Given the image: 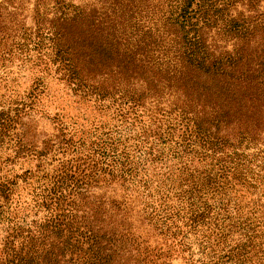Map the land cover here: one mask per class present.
Returning <instances> with one entry per match:
<instances>
[{"label": "trees", "instance_id": "16d2710c", "mask_svg": "<svg viewBox=\"0 0 264 264\" xmlns=\"http://www.w3.org/2000/svg\"><path fill=\"white\" fill-rule=\"evenodd\" d=\"M0 51L120 122L57 113L38 144L40 80L0 110V149L37 163L0 170V264H264V0H2Z\"/></svg>", "mask_w": 264, "mask_h": 264}, {"label": "rangeland", "instance_id": "374dc122", "mask_svg": "<svg viewBox=\"0 0 264 264\" xmlns=\"http://www.w3.org/2000/svg\"><path fill=\"white\" fill-rule=\"evenodd\" d=\"M75 4H83L86 0H68ZM2 2V0H0ZM19 23L26 24L27 27L33 26V17L29 12H25L20 18ZM17 39L15 42H18ZM10 44V43H9ZM9 44L2 47L5 50L9 49ZM21 53L15 52L13 57L5 58L2 57V51H0V110L7 109L12 101H20V99L26 97L29 92L32 91L34 84L41 81L44 85L41 87L42 94H40L38 101L32 106V109H26L27 112L23 118V121L29 122L34 118V124L37 125L38 144L46 137L57 134V123L54 122L53 118L57 113L61 114L59 120L65 123L70 129H85L87 132H91L96 124H107L110 127L114 125H120V122H112L110 117L101 112L92 103L85 102L82 99L76 97L70 88L63 82L57 80L54 75H50L44 72L43 66H35L36 56L33 52H25L23 56ZM27 59V63H23L24 59ZM27 114V115H26ZM264 138V137H263ZM12 143L5 144L0 149V170L3 175L8 176L9 172L12 171L14 174H22L23 171L28 169L35 170L36 162H26L22 159H17L12 164ZM259 153V158L256 161L258 165H263L262 158L264 157V139L260 142L255 150ZM7 163H5V161ZM51 165H49V164ZM57 162L49 159L45 164L47 170L52 171L55 168ZM260 169H257V171ZM262 173H264L262 171ZM24 184L19 183L20 194L22 195L18 221H25V223H31L35 218L42 216L35 215V211H32V203L27 200L26 192H24ZM261 197V201L264 203V187H260L258 195ZM31 204V205H29ZM4 232L0 226V241ZM173 264H183L181 260H176Z\"/></svg>", "mask_w": 264, "mask_h": 264}]
</instances>
